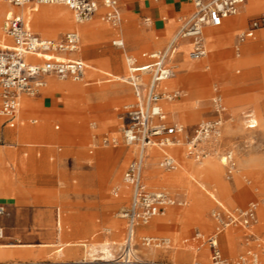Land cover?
<instances>
[{
  "label": "rangeland",
  "instance_id": "374dc122",
  "mask_svg": "<svg viewBox=\"0 0 264 264\" xmlns=\"http://www.w3.org/2000/svg\"><path fill=\"white\" fill-rule=\"evenodd\" d=\"M5 1L9 4L8 0ZM62 6L69 8L73 18L72 9L66 5ZM9 7L10 5L5 6L1 13L0 43H10V39L4 36L2 29L4 16ZM99 10L95 15L99 14L101 21L110 26V23L103 18V10ZM260 13H263V11L248 15L243 23L233 26L232 29L235 30V34L230 47L216 48L213 51L211 42L206 37L205 41L209 55L202 59L204 68L201 73L208 74L209 78L202 81L196 73L188 71L182 73V75L189 74L190 76L188 80L178 82L173 88L181 90V93L173 99L172 103L176 106L181 102L187 107L176 114H172L176 111L175 107L171 111L172 113L164 108L167 113V121L170 124L179 120V122H183L180 125L185 128V131L178 136L179 141L175 145L169 146L173 154L197 162L213 159L220 164L223 151L232 148L237 160V169L233 173L228 172L225 164L220 165L221 180L231 185L228 193L221 192L215 175H206L197 180L190 178L185 181L191 182L192 191L197 197L205 199L206 208L200 209L198 215L195 216L188 214L187 204L169 207L171 220H162L164 227L160 228L161 232L171 224L178 223L173 219L178 214H184V219L180 224H174L172 229H168L163 234L171 237V243L175 247L176 234L171 232H180L181 230L178 234L180 242H184L183 238L188 237L198 227L211 230L210 212L215 206V197L228 204H247L251 199L264 197V191L256 193L254 190H251V195L247 197L239 195L245 186L244 184L249 182L251 177H237V170H244L246 160L250 162L251 171L248 174L251 176L264 168L262 167L264 166V110L261 111L258 107L252 105L255 95H260L257 101H264V81H262V74L260 73L264 61V47L261 46L247 55L242 54V57L238 54L242 50H238L239 34L247 28L248 21ZM99 24L102 23L94 21L95 28ZM120 25L110 27L119 29ZM74 26L75 23L73 22L65 28L56 27L60 32L58 36L63 35ZM226 28L227 26L215 27V29L222 30H227L229 27ZM34 29L39 31L35 25ZM258 32L247 41L259 40ZM56 36L57 34L53 35V37ZM95 36L96 30L92 34L83 32L81 43L83 51L88 49L85 41H92ZM116 38L121 39L122 36L116 35L104 39L95 44V47L103 50L102 54L105 56L109 53V49L122 53L126 64L127 54L129 56L133 55L128 51L126 54L124 48L113 45V40ZM235 58H243V61L233 66L226 64L228 60ZM89 64L96 67L95 70L89 73L90 80H93L94 77L97 78L92 81V84L85 86L87 91L78 98L67 95V101L74 106L72 111L74 116L69 122V126L64 127L61 121L50 116L51 108H44L41 98L38 97L31 98L37 101V104L32 110L22 111L21 122L16 127H8L0 119V199H7L10 202V204H6L8 212L0 215V223L6 226L5 238L0 240V244H17L19 252L24 250L30 253L38 251L40 248L45 250L37 257L31 254L17 253L0 259L9 261H33L37 259L38 262L43 264H53L58 261H68V263L85 261L91 264H107L115 256L124 239L126 219L122 216V213L128 207L130 196V188L126 186L124 181V172L135 155L134 151L131 153L132 149L130 148L132 146L127 145L123 138L125 106L130 99L116 100L117 105L109 106L108 103H112L113 99L101 98L96 93V89L107 85L111 86L116 82L129 86L131 90L132 86L127 81L116 80L114 76L106 75V72L112 73L110 70L96 65L94 62L91 63V61H89ZM87 71L88 69L85 76L88 73ZM114 72L118 73H113L114 75L121 74L120 76L127 77L128 65H126V71L116 70L114 67ZM180 75L181 73L176 72L174 77L177 78ZM252 75L255 76L253 79L251 78ZM85 76L83 79H85ZM231 76H234V82L237 80V83L230 81ZM108 78H111L112 82H106L109 81ZM217 91L221 93L227 107L224 115L223 143L218 151L215 150L214 153L197 160L188 155L187 142L194 134L199 123L216 115L213 96ZM236 107H239L238 111H236ZM247 108L249 109L247 110ZM247 112H252L257 118V127L251 129L246 127L244 115ZM33 119L38 121L33 122ZM42 124H45L53 132L63 129V134L59 137L56 136L51 144L45 145L46 142L42 137L31 135L25 131L31 126ZM57 124H60L62 128L56 129ZM7 129L14 131L13 138L4 137L3 134ZM106 138H108V142H105ZM133 148L135 149V146ZM83 154L87 157H84ZM161 155L162 153H159L157 158L149 163L148 167L155 168L158 173L162 174H174L184 170L183 162L179 157V166L176 170L167 171L162 169L159 166ZM88 171L92 175L90 182H86L84 177V174ZM145 178L146 174L144 181L149 188H156L150 185L169 187L176 193L185 195L186 201L188 200V183L184 187L172 188L169 184L163 182L148 183ZM262 180L257 182L263 183ZM57 208L60 212L59 218ZM175 209L178 211H174ZM259 210L260 202H258V212ZM115 222H119L116 228L114 226ZM61 226L63 227L62 232L60 230ZM235 229L241 231L239 227ZM259 233L264 236V229ZM65 241L76 243H72L70 246L63 245L65 248L62 252H55L60 244ZM138 241H140L139 238ZM43 242L54 243V245L42 247L41 243ZM106 242L112 244L110 255L104 249ZM240 242L237 250L233 252L227 247L222 236L221 247L224 255L228 258H235L244 252L246 244L242 240ZM22 243H31L32 246H21ZM84 243L87 245H82ZM189 248L191 247L185 246V249H181L182 253L179 255L171 249L166 252L150 250L145 255L152 258H169V261L172 262L189 263L196 258L195 250ZM257 252L260 264H264V252L261 250Z\"/></svg>",
  "mask_w": 264,
  "mask_h": 264
},
{
  "label": "built area",
  "instance_id": "2783aa9c",
  "mask_svg": "<svg viewBox=\"0 0 264 264\" xmlns=\"http://www.w3.org/2000/svg\"><path fill=\"white\" fill-rule=\"evenodd\" d=\"M246 0H192L195 9L192 14L183 19L181 26L168 44L161 51L150 53L152 62L139 65L137 58L130 56L128 62L127 82L130 83L136 95V101L125 106L123 138L127 145L135 146L137 152L129 163L124 181L131 186L132 196L130 206L124 210L122 216L126 218V232L120 250L107 264H206L200 259L189 263H176L165 259L142 258L137 253V227L149 224L153 218L165 214L169 205H184L186 200H177L168 190L163 188L150 189L144 181V169L148 147L158 146L166 150L179 141V134L185 131L183 125L170 124L167 114L163 110L161 101L179 96L178 91H161L159 86L174 74V67L170 60L177 52V44L181 38H192L193 48L190 57L200 60L207 56L204 29L206 26H220L223 21L240 12ZM14 8L29 4L52 5L62 4L72 8L75 20L82 22L92 18L101 8H105L103 18L110 24H121L123 14L120 7L121 0H8ZM264 28V14L253 18L248 27L238 36V50L249 38L255 36L257 30ZM4 33L12 38V45L0 47V117L12 126L21 109L22 98L40 96L47 84L48 77L59 79L81 80L87 69V64L78 58L66 54L81 50V36L78 30L66 32L60 39L44 37L34 32L26 23L23 14L14 10L7 12ZM113 45L124 47V40H113ZM147 55V54H145ZM29 56L41 59L33 62ZM151 74V79L143 87L144 74ZM216 115L199 123L194 134L187 142V153L197 160L219 150L224 139V115L227 107L219 91L213 96ZM247 128L258 126L257 118L252 112L244 115ZM115 141V140H113ZM108 142V138L105 139ZM229 173L237 169V160L232 148H227L222 155ZM178 165L175 156L164 152L159 166L164 170H172ZM7 212V206L0 203V215ZM258 202L252 201L246 206H226L221 202L212 208L211 219L214 231L205 235L196 231L193 240L205 245L210 251L211 264H260L257 251L249 249L235 258L224 255L220 234L228 227H241L249 231L247 241L257 239L252 232L257 222ZM5 237V228L0 225V240ZM140 244L146 248H169L171 241L167 236L143 235ZM86 245V244H85ZM0 264H30L28 262H1ZM78 264H91L81 262Z\"/></svg>",
  "mask_w": 264,
  "mask_h": 264
},
{
  "label": "crops",
  "instance_id": "0c3cea01",
  "mask_svg": "<svg viewBox=\"0 0 264 264\" xmlns=\"http://www.w3.org/2000/svg\"><path fill=\"white\" fill-rule=\"evenodd\" d=\"M9 5L5 3L3 8L5 6H9ZM53 5L56 7L51 8V10L50 9L44 10L46 15L51 16V19H45L44 22H41L42 23L41 25L44 26V29L47 31L49 29L54 30V32L57 34L56 37L46 36V35H43L42 33H40L39 31L35 30L31 17L23 11L26 8L35 9L40 5L29 4V5H26L23 7H19V8L18 7L14 8L10 5V7L8 8V11L14 10L18 13L23 14V16H25V19L27 20L26 21L27 25L34 32H36V33H38L44 37H47V38L60 39L66 32L73 30V29H76L79 31V33L81 35V43H82L83 32H85V34H92L96 30L95 38L92 41H85V44L88 45L87 50L83 51L81 49L79 52L66 54L69 57L82 59L87 64V69H88L87 72L88 73L86 74V76L84 75L85 79L80 80V81H73V80L60 81L59 79H56V77H54V78L51 77V79L49 78L47 80V85L43 89L40 96H38V98H41L44 108H51L50 116H53L54 118L61 121L62 125L64 127H67L70 125L69 122H71L72 117L74 116L73 112H72L74 106L72 103H69L67 101V95L76 96L78 98L82 93L87 91L85 86L92 84L93 83L92 81L96 80V78H97V77H94L93 80H90V78H89L90 77L89 73L92 70L96 69L95 66H93L92 64H89V61H91V63L94 62L96 65L102 66V67H104V68H106L112 72V73L106 72V75L114 76V79H116V80H123V81L127 80V77H122V76H120L121 74L114 75V74H118V73L114 72V67L116 70L120 69V71H123V72L126 71V65L127 64H125L123 54L118 52V51H114L113 49H109V53H107V55L105 56L104 54H102L103 50L97 49L95 47V44H97L98 42H100L104 39L110 38L112 36L121 35L122 39L124 40V44H125L124 47H122L125 49V53L127 51L129 53H132L133 57L137 58L139 65L148 64V63L152 62V59L148 55L150 53H153V52L164 50L168 46V44L171 42V40L174 38V36L177 34L183 19L186 18L187 16H189L190 14H192L194 9H195V6H194V3L192 2V0H121L120 7H121L122 14L124 15V18H123V21L121 22L119 29L110 27V26H112L111 24H109L110 26L105 25L101 21V19L99 18V14H98L92 20L87 21V22L77 23L75 21V26L73 28H70L63 35L58 36L60 32H59V29H57L56 27L65 28L68 25V21L66 19L67 18L66 13L68 14V12L65 9H69V8L64 7V6L62 7V4H53ZM42 6H47V5H42ZM66 6H68V5H66ZM3 8L1 9V13H2ZM63 8H65V9L62 10ZM101 10H103V13L105 12L104 7H101V9L99 11H101ZM51 11H52V13H51ZM240 11L241 12L236 14L237 16L233 15V16L226 18L223 21V23L220 25V26H227V28L229 27L228 29L226 28L227 30L215 29V27H220V26H206L205 27L204 35H205L206 29H207V32L209 34H215L214 41L212 43H210L213 51L216 48H222V47L226 48V47L231 46L232 39H233V36L235 34V30L232 29L233 26H236V25L243 23L244 19L248 15L263 11V13H260L256 16L252 17L248 21V25H249L250 21L253 18L264 14V0H246L245 4L243 5L242 10H240ZM7 12H6V14H7ZM6 14H5V16H6ZM72 15H73V19L75 20L73 10H72ZM5 16H4V19H5ZM0 18H1V14H0ZM94 21H99L102 24H99L95 28ZM3 24H4V20H3ZM2 29H3V25H2ZM259 30H257V32ZM3 32H4V30H3ZM4 36L7 37L8 39H10V43H0V47H2L4 45H12L13 44L12 38L7 36L5 33H4ZM258 37H259V40H257V41H247L244 44H242L241 52H243V53L240 52L239 56H241L242 54H244V55L250 54L254 50H257V48H260L261 46L264 47V29L258 32ZM205 39H206V36H205ZM206 46H207V44H206ZM192 48H193L192 38H190V37L181 38L178 41L177 52L173 56V58L170 60V63L174 67L173 76L176 75V72L181 73V75L177 78L173 77L171 79L166 80V81H169V80L173 79V82L171 83L169 88L166 86H163V84L166 81L161 82V84L159 86V89L161 91L179 90V89H173V88L176 86V84L178 82H182V81L184 82L185 80H188L189 76H190L189 74L182 75V73H185L186 71H188V72L196 73V75L198 76L197 71L204 68L203 61L202 62L200 61L203 58L200 60H195V59H192L190 57L189 53L191 52ZM207 49H208V46H207ZM145 54H147V55H145ZM208 55H209V50H208L207 56ZM178 58H179V60H178ZM28 59L30 61H33V62L41 61V59L36 57V56H29ZM242 61H243V58H235L233 60H231V59L228 60L226 64L228 66H233L236 63H240ZM194 62H196V63H194ZM260 73L262 74L261 79H262V81H264V61H263V64L261 65ZM199 76L201 78H205V79L209 78L208 74H204V73L200 74ZM233 77L234 76H231L230 81L233 83H237V80L234 82ZM254 77H255L254 75L251 76L252 79ZM102 79H104V78H102ZM150 79H151V74H149V73L144 74V76H143V87H146L148 85ZM108 80L109 81H106V80L105 81L106 82H112L111 78H108ZM116 80H113V81H116ZM105 81H103V82H105ZM96 90H97L96 93L101 98L103 97L104 99H111V100L113 99L112 103H108L109 106L110 105H117V102H115L116 100H128V99H130V101L127 104H130V103H133L134 101H136V95H135L133 87H132V90H133V94H132V90L130 89V87L123 84V83L119 84L118 82H116L114 84H111V86L107 85V86L101 87L100 89H96ZM179 91H181V90H179ZM259 97H260V95L254 96L255 100L253 101L252 105L258 107L262 111V110H264V101L263 102L257 101V99ZM174 101H178V100H174ZM36 102L37 101H35L31 98H28V97L23 98L22 104H21V109H20L18 117L15 121L16 123L14 126L9 124L5 118L0 117V119L3 120V124H5L6 126L14 128L21 122L22 111L32 110L35 107V105L37 104ZM166 102H168V101L164 100V99L161 101V105L163 107V110H164V108H166L169 112H171L166 107ZM185 107H187V105L180 102L178 105L175 106V109H176L175 113H172V112L171 113L172 114L179 113L181 111V109H183ZM249 107H251V106H249ZM235 109H236V111H238L239 107H236ZM248 109L249 108H247V110ZM32 121L37 122L38 120L33 119ZM177 122H178V124L183 123V122H179V120H177ZM257 122H258V120H257ZM60 128H62L61 125L57 124L56 129H60ZM25 131L30 133L31 135L42 137L44 139V141L46 142L45 145L51 144V141L53 139H55L56 136L59 137L63 134V129H61L57 132H53V131H50L45 124H42L39 126H31L28 129H25ZM14 134L15 133L13 130L7 129V130H5L3 135L5 138L11 139L14 137ZM133 147L134 146H132L130 148V149H132L131 153L134 151L135 155H136L137 148L135 147V149H134ZM156 149L158 150L157 155L151 158V160L148 162V165L145 167V169L149 168L148 167L149 163H151L153 161V159H156L159 153H162V155H161V158H162L165 151H167L168 153L175 156L178 160V156L173 154L170 151L169 147L166 150L160 149L158 147ZM127 154H128V152H127ZM135 155L133 156V158L135 157ZM148 155H149V153H148ZM83 156L87 157L84 154H83ZM0 158H1V154H0ZM149 158H150V156H149ZM188 159H190V158H188ZM178 162H179V160H178ZM220 165L221 164H219V162L215 163V160H212L211 163H207V165L205 166L204 169H198L199 163L196 162L195 160L190 159V161L187 162V167L189 168L190 174H188L187 170H182V171H179V172L174 173V174H162V173H158V171H156L155 168H149V171L146 174L145 180L148 183H154V182L155 183L156 182L167 183L172 188L184 187V185H186V183H188V189H189L187 192L188 200L186 201V204L188 206V214L196 216V215H198V212L200 211V209L206 208V201L203 197H201V198L197 197V195L194 193V191H192L193 187L191 185V182H185V181L189 180L190 178L197 180V179L204 177L206 175H215V177L217 178V182H219V188L221 189V192H223V193L227 192L228 193L230 191L229 189H230L231 185L229 183L223 182L221 180V178H220L221 166ZM262 167H264V166H262ZM194 170H195V172H194ZM249 171H251V168H250V162L248 160H246L244 162V170L243 169L237 170V177H239V176H241V177L250 176L251 177L250 181L246 182L244 184L245 186L241 191L242 197H247V196L251 195V193H250L251 190H254L256 193L264 191V182L263 183L257 182L258 180H262V179H263L262 181H264V172H262V171H264V168H261L258 173H255V175H252L253 178L250 174H248ZM124 174H125V172H124ZM200 174H203V176H201ZM91 176L92 175H91L90 171L86 172L84 174V177L86 179L85 181L90 182ZM144 177H145V174H144ZM256 179H258V180L256 181ZM126 186L128 188H130V196H129V204H128V207H129L130 202H131V196H132V188L127 183H126ZM150 186H154L156 188H163V189L168 190L177 200H186L185 195H181L179 193H176L175 191H173L169 187H164L162 185H150ZM252 201L260 202V210L258 212L257 222L254 224L253 229H252V232L255 233V235L257 236V239L251 238L249 241H247V236L249 234V231L244 229V228H241V227H239L241 229V231L236 230L235 229L236 227H232V232L230 234V237H229V235L226 234L228 229L227 230L225 229V231H223L220 234V244H221V240H222V236H223L225 244L233 252L235 250H237L239 243H241L240 242L241 240L243 241L244 244H246V248H245L244 252H246L249 249H253L255 251L261 250L264 252V236H262L259 233V232H261V230L264 229V197H260L259 199L258 198L251 199L247 202V204H240V203L228 204V203H226L220 199H217L215 197V206L217 205V202H221V203L225 204L226 206H230V207L236 206V205L246 206ZM0 203H3L5 205L10 204V202L7 199L6 200L0 199ZM176 205H179V204H176ZM179 206H182V205H179ZM174 211H178V210L175 209ZM57 216H58V218L60 217L59 208H57ZM170 218H171V215H169V208H167V211L165 214L156 216L147 225H139L137 227V243H138L137 253H138V255L142 258H148V259L169 260V258H152V257L146 256L145 254L148 253L150 250H152V251L153 250L154 251L162 250V252H166L169 249H171V250L175 251L174 252L175 254L178 253V255H179L182 253L181 249L183 250V249H185V246H188V247L190 246L191 248H189V249L195 250V256L197 259L204 261L206 264H211L209 248L205 245H201L200 242L193 240L192 237L194 236V233L196 231H200L205 235L211 234L214 231V222L212 219H211V221H212L211 230L202 229V228L198 227L194 231H192V233L188 237L183 238L184 242L183 241L180 242L179 234H180L181 230H180V232H178V231L171 232L172 234L173 233L176 234L175 240H174L176 247L171 243L169 248L152 249V248H146L140 244V241H138V238L140 240V237L143 235L165 236L163 234L165 232H167L168 229H172L174 227V224H180L182 222V220L184 219V214L183 213L178 214V216H176V218H173L178 223L171 224L168 228L164 229L163 232H161V229L158 227V222H160L161 220L170 219ZM210 218H211V216H210ZM118 224H119V222L114 223L115 228L117 227ZM0 225H2L5 228V233H6V226L1 224V223H0ZM58 225H59V220H58ZM60 225H61V221H60ZM126 225H127V220H126ZM62 230H63V227H62ZM125 232H126V228H125ZM166 236L171 241V237L169 235H166ZM124 237H125V235H124ZM122 243H123V241H122ZM122 243L120 244L116 254L119 252ZM85 244L86 243H84L82 245H85ZM16 245L17 244H9L8 246L1 247L0 248V258L12 256V255H15L17 253L25 254V255L31 254L32 256L37 257V256H39L40 253L45 252V250L43 248H40L38 251H34V252L32 251L30 253H28L24 250H21L22 252H19V249L17 248ZM24 245L26 247L32 246L31 243H22L21 244V246H24ZM63 245L66 246L65 242H63V244L61 243L60 246L58 247V249H60V251H62L65 248V246H63ZM9 248H10V250H8ZM178 248H180V249H178ZM244 252H242V253H244ZM196 258H194V259H196ZM0 261L5 262V261H9V260L0 259ZM13 261H20V260H10L9 262H13ZM30 261L34 262V261H38V260L36 259L33 261L30 260Z\"/></svg>",
  "mask_w": 264,
  "mask_h": 264
},
{
  "label": "bare ground",
  "instance_id": "6f19581e",
  "mask_svg": "<svg viewBox=\"0 0 264 264\" xmlns=\"http://www.w3.org/2000/svg\"><path fill=\"white\" fill-rule=\"evenodd\" d=\"M5 3L7 4V2L5 1V0H0V14H1V9L3 8V6L5 5ZM9 3V2H8ZM245 4V3H244ZM9 5V4H8ZM259 5V4H258ZM53 7H56V6H54L53 4L52 5H47V6H42V5H40V6H38L37 8H35V9H30V8H26V9H24L23 11L26 13V14H28L30 17H31V19H32V22H33V24L35 25V27L43 34V35H47V36H53V35H55L56 33L54 32V30H52V29H49L48 31L47 30H45L44 29V26H42L41 24V22H44V20L45 19H51V16H48V15H46V13L44 12V10H48V9H50L51 10V8H53ZM63 7V6H62ZM65 8H63L62 10H64ZM61 10V9H60ZM67 12H68V14L66 13V15H67V21H68V25H67V27L69 26V25H71L73 22L75 23V21L76 20H74L72 17H71V12H70V10L69 9H65ZM241 10V9H240ZM51 13H52V11H51ZM249 13V12H248ZM96 16V15H95ZM95 16H93L92 18H90V19H88V20H85V21H82V22H77V23H83V22H87V21H90V20H92ZM24 18H25V16H24ZM57 18V17H56ZM59 18V17H58ZM75 18V17H74ZM233 18V17H232ZM25 21H27L26 19H25ZM51 22V21H50ZM56 23V22H55ZM60 23V22H59ZM79 32V31H78ZM80 34V33H79ZM0 36H1V25H0ZM81 36V35H80ZM205 36L207 37V39L209 40V42H213L214 41V39H215V34H209L208 32H207V29L205 30ZM117 39H119V38H116V39H114V40H117ZM245 43V42H244ZM243 43V44H244ZM242 46V45H241ZM241 46H240V49H241ZM240 52H238V54H239ZM129 58H130V56L127 54V56H126V64L128 65V62H129ZM231 60H233V59H231ZM201 62L203 61V60H200ZM239 61V60H238ZM194 63H196V62H194ZM101 71V70H100ZM201 71H202V69H200V70H198L197 71V73H198V77H199V79H201L202 81H204L205 80V78H201L199 75L200 74H203V73H201ZM51 77H53V76H51ZM51 77H48V79L50 78L51 79ZM174 76H171V77H169L168 79H171V78H173ZM54 78V77H53ZM120 78V77H119ZM47 79V80H48ZM56 79H59V78H57L56 77ZM83 79V78H82ZM81 79V80H82ZM168 79H166V80H168ZM60 81H66V80H73V81H80V80H74V79H71V78H68V79H59ZM165 80V81H166ZM173 82V79L172 80H169V81H166L164 84H163V86H166V87H168L169 88V86L171 85V83ZM47 85V84H46ZM176 91H178L179 93H181V91H179V90H176ZM83 92V91H82ZM81 92V93H82ZM167 93L169 92H174V91H166ZM24 98V97H23ZM23 98H22V100H23ZM173 99L174 98H172V99H165L164 98V100H167L168 102H166V107L170 110V111H172V110H174V107H175V105L172 103V101H173ZM33 105V104H32ZM31 107V106H30ZM176 123H178V122H176ZM158 146H154V145H151V146H149L148 147V153H149V155H147V157H146V162H145V167H146V165H147V160H148V158H149V156H150V158H149V160H148V162L151 160V158L152 157H154V156H156L157 155V153H158V150L156 149ZM152 148V149H151ZM158 148H160V147H158ZM151 149V150H150ZM161 149V148H160ZM178 157L181 159V161L183 162V164H182V166H183V168H184V170H187L188 172H190L189 171V168L187 167V162L188 161H190L189 159H187L186 157H184V156H180V155H178ZM209 158V157H208ZM221 159H220V164H224L225 163V161H226V159H225V157L224 156H221L220 157ZM212 160L213 159H208L207 161H201V162H198L199 163V167H198V169H204L205 168V166L207 165V163H211L212 162ZM196 161V160H195ZM197 162V161H196ZM215 162H217V161H215ZM178 166H179V162H178V165H177V167L176 168H174V169H172V170H176L177 168H178ZM198 166V165H197ZM144 171H145V174H147V172L149 171V168H146V169H144ZM169 171H171V170H169ZM192 172V171H191ZM194 172H195V170H194ZM115 175V174H114ZM117 175V174H116ZM201 176H203V174H200ZM1 181V180H0ZM242 191V190H241ZM241 191H240V193H239V195H241ZM227 193V192H226ZM121 200H123V199H121ZM186 204V203H185ZM184 204V205H185ZM174 205H176V204H172V205H169L168 206V208L170 207V206H174ZM158 227L159 228H163L164 227V222L161 220L160 222H158ZM230 228H232V227H228L227 229H229V231H227L226 232V234L227 235H229V237H230V234H231V232H232V229H230ZM226 229V230H227ZM253 229V228H252ZM251 229V230H252ZM60 230L62 231V227H60ZM5 238V237H4ZM231 239V238H230ZM72 243H76V242H67V241H65V244H66V246H70ZM115 243V242H114ZM63 244V243H62ZM9 245V244H8ZM7 244H0V248L1 247H3V246H8ZM54 245V243H49V242H43V243H41V246L42 247H49V246H53ZM111 243H109V242H106L105 243V245H104V249H105V251H106V253L108 254V255H110V252H111V250H110V247H111ZM171 245V244H170ZM14 246V245H13ZM17 246V245H16ZM25 246V245H24ZM55 252H62V251H60V249H57V250H55ZM112 255V254H111ZM13 262H18V261H13ZM22 262H28V263H30V264H43V263H40V262H38V261H36V262H31V261H22ZM56 263H59V264H78V263H81V262H72V263H68V261H58V262H54L53 264H56ZM177 263V262H176Z\"/></svg>",
  "mask_w": 264,
  "mask_h": 264
}]
</instances>
